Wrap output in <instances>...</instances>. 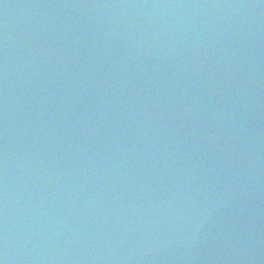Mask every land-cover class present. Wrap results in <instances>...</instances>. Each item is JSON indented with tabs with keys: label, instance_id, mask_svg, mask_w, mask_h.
I'll list each match as a JSON object with an SVG mask.
<instances>
[{
	"label": "water",
	"instance_id": "1",
	"mask_svg": "<svg viewBox=\"0 0 264 264\" xmlns=\"http://www.w3.org/2000/svg\"><path fill=\"white\" fill-rule=\"evenodd\" d=\"M2 264H264V0H0Z\"/></svg>",
	"mask_w": 264,
	"mask_h": 264
},
{
	"label": "snow or ice",
	"instance_id": "2",
	"mask_svg": "<svg viewBox=\"0 0 264 264\" xmlns=\"http://www.w3.org/2000/svg\"><path fill=\"white\" fill-rule=\"evenodd\" d=\"M0 264H2V262H0Z\"/></svg>",
	"mask_w": 264,
	"mask_h": 264
}]
</instances>
